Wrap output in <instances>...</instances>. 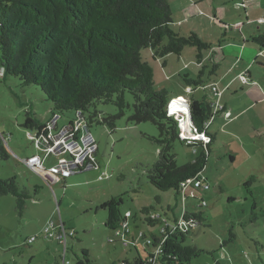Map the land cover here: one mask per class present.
I'll use <instances>...</instances> for the list:
<instances>
[{
  "label": "rangeland",
  "instance_id": "1",
  "mask_svg": "<svg viewBox=\"0 0 264 264\" xmlns=\"http://www.w3.org/2000/svg\"><path fill=\"white\" fill-rule=\"evenodd\" d=\"M234 2L242 1L169 0L174 21L172 31L184 37L196 33L213 45L224 43L226 33L227 41L236 48H227L224 52L234 59H242L234 76L249 70L251 73L249 85L236 82L223 96L222 103L230 106L235 119L228 121L220 114L210 127L216 137L201 174L210 189L198 191L197 198L189 199L186 205L175 190L160 191L150 183L149 171L160 157L161 147L156 142L159 130L152 123H133L132 108L117 119L113 131L107 125L98 124V120L118 115L115 107L103 104L93 107L91 112L98 113L93 123L86 114L97 143L100 169L73 175L65 184L53 183L28 169L23 161L40 152L30 138L33 132L23 126L27 114L49 120L53 105L40 88L24 87L19 79L0 76V136L11 155L8 161L0 162V178L16 179L20 192L30 196L23 212L18 209L15 196L0 198V264H62L63 247L45 239L52 223H65L67 229L76 233L68 243L70 264H77L84 254L91 264L145 261L150 253L147 241L160 235L165 222L180 219L184 206L191 211H202L204 218V223L186 236V246L202 251L190 264H264V53L254 57L261 49L248 36V32L256 33L257 37L264 34V24L257 19L264 17V0H244L247 12H251L250 19L254 20L242 28L236 22L243 24L246 16L244 11L233 7ZM222 5L227 6L225 21L214 13ZM258 11H263L261 16ZM240 34L246 43L240 41ZM242 46L246 51L243 57ZM204 54L207 56L209 52ZM197 55V48L191 46L181 56L171 54L157 60L150 50L143 52L154 69L157 89H166L172 98L194 95L202 100L207 97L213 104L217 98L210 91L192 87L196 89L192 93L186 88L184 77L196 79L202 70ZM203 64L210 67L211 60L206 59ZM210 69H204L205 80ZM225 72L222 71L216 82ZM74 117V111L64 113L61 125ZM206 148L188 147L177 140L172 153L177 164L183 166L194 162ZM46 159L49 160L47 167L58 162L56 156ZM111 200L116 204L106 207ZM202 200L205 207H200ZM144 209H149L151 218L159 221L155 226L145 222ZM111 211L119 213L121 219L131 214L129 247L121 244L123 237L116 238L122 225L115 224L112 228L106 225ZM122 233L125 235V229ZM32 237L36 240L30 242ZM110 239L119 243H109Z\"/></svg>",
  "mask_w": 264,
  "mask_h": 264
},
{
  "label": "trees",
  "instance_id": "2",
  "mask_svg": "<svg viewBox=\"0 0 264 264\" xmlns=\"http://www.w3.org/2000/svg\"><path fill=\"white\" fill-rule=\"evenodd\" d=\"M173 22L169 0H0L3 77L19 79L24 87L40 88L53 105L51 118H63V114L70 111L75 115L81 113L89 129L91 124L86 114L93 123L98 113H92L91 109L98 104L111 105L118 110V115L98 120V124L107 125L112 131L117 119L132 108L130 120L133 123H152L159 130L156 142L161 147L160 157L149 171L150 183L160 191L179 192L182 182L197 176L202 178L207 153L216 136L207 132L210 144L188 146L207 147L201 156L186 165L177 164L172 149L173 143L180 141V128L176 118L168 115L174 97H170L166 89H157L154 69L143 52L150 50L157 60L171 54L181 56L187 46L197 48V61L202 70L196 79L184 77L186 88L192 91L198 88L207 91L205 87L212 84L211 78L217 75L220 66L211 61L209 77L205 80L204 69L210 67L203 64L204 51L212 52L213 45L196 33L188 37L175 33L171 29ZM255 41L264 45V36ZM190 115L194 127L203 129L212 115L211 103L206 97L191 98ZM49 120L28 113L23 126L31 132L42 131ZM10 157L0 136V162ZM8 195L17 198V207L23 212L26 200L30 199L28 193L20 192L16 179L0 178V198ZM115 204L116 201L111 200L106 207ZM151 214L149 209L143 210L145 222L153 227L159 221L151 218ZM184 219L186 222L194 219L198 225L204 223L203 212L189 208ZM120 222V214L111 211L106 225L112 228ZM62 225L67 230L65 223ZM191 232L171 234L167 230L168 240L160 264H190L202 253L196 247L185 245L186 236ZM49 240L63 247L59 241ZM68 253L67 244L65 250L63 247L61 261ZM77 264L91 262L84 254ZM135 264H145V261L135 259Z\"/></svg>",
  "mask_w": 264,
  "mask_h": 264
},
{
  "label": "built area",
  "instance_id": "3",
  "mask_svg": "<svg viewBox=\"0 0 264 264\" xmlns=\"http://www.w3.org/2000/svg\"><path fill=\"white\" fill-rule=\"evenodd\" d=\"M238 8H246L245 4L238 6ZM258 22L264 24V17L259 18ZM241 26V24H237ZM0 76H4V69L0 70ZM239 80L244 85H249L250 78L248 72H243L239 76ZM189 91L193 92L191 88H187ZM205 90L210 91L217 97L216 101L211 104L212 115L211 118L205 122L203 129L194 127L193 123L187 118L186 112H190L191 99L186 97H176L172 99L168 107V115L175 117L178 121L180 134L179 138L186 146L202 143L208 145L211 143V138L207 134L210 127L219 116L223 114L226 119L231 117V112L226 110L225 106L221 103V92L218 90L215 84H211L205 87ZM178 108V109H174ZM178 110V111H174ZM60 116L51 118L47 123L46 127L42 131H35L30 135L33 140L35 148L45 157H42L40 153L32 155L23 161V164L33 171L47 179L51 182H61L64 183L66 180L73 175H77L82 172L92 171L100 169V165L97 161V143L91 130L87 127L84 117L81 113H77L75 117L69 120L66 124L61 125ZM48 156H56L58 158L57 164L46 168L45 159ZM101 179V178H100ZM210 186L204 183L203 178L199 176L184 181L180 185L179 195L186 205L189 199H196L197 192L203 190H209ZM200 207H205L206 203L202 200ZM184 213L180 219L175 220V222H165L163 228L161 229L160 235L153 238V240L147 241V246L150 247V253L148 254L145 264H160L159 259L161 254L165 251V244L168 240L167 230L171 231V234L177 232H186L193 230L198 226V222L191 219L189 222L185 221L187 214V207L184 206ZM131 214L127 213L126 217L121 219L118 225L122 227L116 232V238L123 237L120 241L124 247H129L131 242L128 240L130 229L128 226V217ZM60 228L59 231L57 230ZM122 229H125V235L122 233ZM126 238H125V237ZM75 237V232L73 230H66L62 223L56 225L52 223L45 233V239H53L59 241L64 250L67 248V244L70 238ZM36 238L32 237L29 241L33 242ZM109 243H116L114 239H110ZM62 264H70L67 261L66 254L62 259Z\"/></svg>",
  "mask_w": 264,
  "mask_h": 264
},
{
  "label": "crops",
  "instance_id": "4",
  "mask_svg": "<svg viewBox=\"0 0 264 264\" xmlns=\"http://www.w3.org/2000/svg\"><path fill=\"white\" fill-rule=\"evenodd\" d=\"M242 2L241 3H239L238 4V2L236 3V2H234V5H233V7L237 10V9H239V11H244V15L246 16V22H244L243 24L241 23V26H238V27H240V28H242V27H245V26H247V25H250V22L252 23L253 22V20L254 19H250V18H252L250 15H251V12L249 11V13L247 12V10H249V9H247V6H246V8H243L244 10H241V8H238V6H240V5H242V4H245L244 3V0H241ZM246 5V4H245ZM226 5H222V6H220V7H218V8H216L215 9V16L217 17V18H220L222 21H225L228 17V15H225L224 14V8H225V10H226ZM249 8V7H248ZM245 9H246V11H245ZM252 9V8H251ZM263 11H264V8H263ZM263 11H258V13L260 14V16H261V13H263ZM220 14H222V15H220ZM258 16V15H257ZM216 17H213L215 20H216ZM234 18H237L236 16L234 17ZM259 18H262V16L261 17H258L257 19H259ZM236 24H240L239 22H236ZM241 35V39H240V41H242V42H244V43H246L245 42V38H244V36L242 35V34H240ZM248 36H250V38H251V40L253 41V42H256L255 41V39L256 38H260L261 36H264V34H261L260 35V37H257L258 35H256V33H254V32H248ZM228 36H227V34L225 33V41H224V43H219L218 45H213V43H211V42H208V43H210V44H212L213 45V48H212V52L211 51H209V54L206 56L205 54H204V61L206 60V59H212L211 61H212V63L213 64H217V65H219L220 66V69L218 70V72H217V75L216 76H214V77H212L211 78V82H212V84H215L216 86H217V88H218V90L222 93L221 94V98H220V100H221V103H222V100H223V96L225 95V93L229 90V88L230 87H232V85L234 84V83H236V82H240L241 83V81L239 80V76L243 73V72H241V73H239V75L238 76H234V74H233V72L236 70V68L238 67L239 69H240V67L238 66L239 65V63H241V61H242V59L240 60V59H234L232 56H229V55H226V49L227 48H232V47H235V44L233 45L230 41H227V38ZM203 38V37H202ZM259 46H260V49H261V51H260V53H255V55H254V57L255 58H257V55L258 54H262V53H264V45L262 44H259L258 42H256ZM236 48V47H235ZM244 48V46H242L241 47V50H240V55L243 57V56H246V51H245V49H243ZM225 51V52H224ZM243 52V53H242ZM214 53V54H213ZM236 54V53H235ZM225 69H226V72H225ZM222 71H224L225 73L221 76V79L220 80H217V82H216V79L218 78V77H220V75H221V73H222ZM248 73H249V78L251 79V73H250V70L248 71ZM206 76V75H205ZM204 76V77H205ZM235 78V79H234ZM242 84V83H241ZM222 86V87H221ZM222 89V90H221ZM193 92H195V91H193ZM192 92V93H193ZM205 92H207V91H205ZM211 93V92H210ZM211 95L213 96V97H215V98H217L218 96H216L215 94H212L211 93ZM179 97H185V96H182V95H180ZM192 98H195V96L193 95L192 96ZM207 98V97H206ZM189 99H191V98H189ZM196 99V98H195ZM263 100V99H262ZM223 104V103H222ZM224 106H225V108H226V110H228L229 112H231V117L229 118V119H227L228 121H232L233 119H235L234 117H233V114H232V109L230 108V106L228 105V104H223ZM220 115V114H219ZM219 117V116H218ZM224 117V116H223ZM238 117V116H237ZM225 118V117H224ZM211 129V128H210ZM210 131V130H209ZM49 162V160L48 159H45V166H46V168H49V167H51V166H53V165H50L49 167H47V164L46 163H48ZM66 183V182H65Z\"/></svg>",
  "mask_w": 264,
  "mask_h": 264
},
{
  "label": "clouds",
  "instance_id": "5",
  "mask_svg": "<svg viewBox=\"0 0 264 264\" xmlns=\"http://www.w3.org/2000/svg\"><path fill=\"white\" fill-rule=\"evenodd\" d=\"M189 113L188 112H186V115L185 116H187V118L189 119ZM191 116V115H190ZM192 119V118H191Z\"/></svg>",
  "mask_w": 264,
  "mask_h": 264
},
{
  "label": "water",
  "instance_id": "6",
  "mask_svg": "<svg viewBox=\"0 0 264 264\" xmlns=\"http://www.w3.org/2000/svg\"><path fill=\"white\" fill-rule=\"evenodd\" d=\"M188 113L190 114V112L188 111ZM189 121L192 123V119L191 116L189 115Z\"/></svg>",
  "mask_w": 264,
  "mask_h": 264
},
{
  "label": "bare ground",
  "instance_id": "7",
  "mask_svg": "<svg viewBox=\"0 0 264 264\" xmlns=\"http://www.w3.org/2000/svg\"><path fill=\"white\" fill-rule=\"evenodd\" d=\"M174 109H178V108H174ZM174 111H178V110H174Z\"/></svg>",
  "mask_w": 264,
  "mask_h": 264
}]
</instances>
